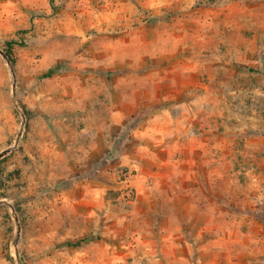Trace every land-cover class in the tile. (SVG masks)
Returning <instances> with one entry per match:
<instances>
[{
    "label": "rangeland",
    "instance_id": "rangeland-1",
    "mask_svg": "<svg viewBox=\"0 0 264 264\" xmlns=\"http://www.w3.org/2000/svg\"><path fill=\"white\" fill-rule=\"evenodd\" d=\"M264 0H0V264H264Z\"/></svg>",
    "mask_w": 264,
    "mask_h": 264
},
{
    "label": "crops",
    "instance_id": "crops-1",
    "mask_svg": "<svg viewBox=\"0 0 264 264\" xmlns=\"http://www.w3.org/2000/svg\"><path fill=\"white\" fill-rule=\"evenodd\" d=\"M244 155L256 159L257 169L264 172V136H251L244 138Z\"/></svg>",
    "mask_w": 264,
    "mask_h": 264
},
{
    "label": "trees",
    "instance_id": "trees-1",
    "mask_svg": "<svg viewBox=\"0 0 264 264\" xmlns=\"http://www.w3.org/2000/svg\"><path fill=\"white\" fill-rule=\"evenodd\" d=\"M50 2H53V0H50Z\"/></svg>",
    "mask_w": 264,
    "mask_h": 264
}]
</instances>
